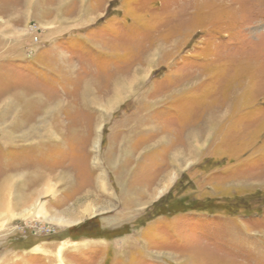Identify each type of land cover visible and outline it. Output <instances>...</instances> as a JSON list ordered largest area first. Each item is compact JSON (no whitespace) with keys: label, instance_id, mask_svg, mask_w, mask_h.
I'll return each mask as SVG.
<instances>
[{"label":"rangeland","instance_id":"rangeland-1","mask_svg":"<svg viewBox=\"0 0 264 264\" xmlns=\"http://www.w3.org/2000/svg\"><path fill=\"white\" fill-rule=\"evenodd\" d=\"M0 264H264V0H0Z\"/></svg>","mask_w":264,"mask_h":264},{"label":"bare ground","instance_id":"bare-ground-1","mask_svg":"<svg viewBox=\"0 0 264 264\" xmlns=\"http://www.w3.org/2000/svg\"><path fill=\"white\" fill-rule=\"evenodd\" d=\"M119 93H121V92H119ZM122 94V93H121ZM118 91H117V98H118ZM120 175H122V173H120L119 174V176ZM118 176V177H119ZM98 180H97V190H96V192L95 191H91V192H94V194L96 193V196H98V195H101V193H103V191H105V187H106V183H105V181H104V179L101 177V175H99L98 177ZM117 180H120L119 178H117ZM169 181H170V176H169V173H165L162 177H161V179H160V181H159V183L155 186V189H153L152 190V195L153 194H155V193H162L163 192V190L165 189V188H167V186H168V184H169ZM150 194V195H151ZM20 201H18L17 203H19ZM24 202H27L26 200H24L23 201V204H25ZM20 204V203H19ZM29 210H31L32 212H34L35 210H33V209H30V208H28ZM31 211H25V215H27V216H29L30 214H32V212ZM82 212H84V213H87V214H90V212H91V209H90V206L89 205H87L83 210H82Z\"/></svg>","mask_w":264,"mask_h":264},{"label":"trees","instance_id":"trees-1","mask_svg":"<svg viewBox=\"0 0 264 264\" xmlns=\"http://www.w3.org/2000/svg\"><path fill=\"white\" fill-rule=\"evenodd\" d=\"M162 207V202H158L156 205H155V208H161ZM155 210V209H154Z\"/></svg>","mask_w":264,"mask_h":264}]
</instances>
